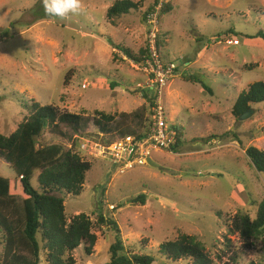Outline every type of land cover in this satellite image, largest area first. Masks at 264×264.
Wrapping results in <instances>:
<instances>
[{
    "label": "rangeland",
    "instance_id": "374dc122",
    "mask_svg": "<svg viewBox=\"0 0 264 264\" xmlns=\"http://www.w3.org/2000/svg\"><path fill=\"white\" fill-rule=\"evenodd\" d=\"M114 1L80 0L79 10L58 17L45 12V0H0V132L16 130L30 100L84 116L144 109L146 127L160 102L168 123L184 129L177 150L153 151L156 166L121 173L108 159L87 158L75 148L92 167L81 194L65 198L67 217L85 213L95 222L102 214L117 221L125 248L154 254L155 264L192 263L156 256L159 243L181 233L196 236L213 264H234V252L235 264H264V242L245 248L228 228L240 208L254 217L256 201L264 199V177L245 153L249 146L264 151V103L252 104L245 119L232 114L238 94L264 81V40L253 37L264 33V0H170L156 33L161 59L176 67L154 102L149 98L157 85L142 71L143 62L124 52L138 56L148 43L153 25L144 13L154 0H132L137 9L109 19ZM102 137L112 140L89 122L74 141ZM0 176H13L3 159ZM140 194L145 204L133 200ZM94 232L93 253L81 245L74 251L77 264L109 260L114 230L104 225Z\"/></svg>",
    "mask_w": 264,
    "mask_h": 264
},
{
    "label": "trees",
    "instance_id": "16d2710c",
    "mask_svg": "<svg viewBox=\"0 0 264 264\" xmlns=\"http://www.w3.org/2000/svg\"><path fill=\"white\" fill-rule=\"evenodd\" d=\"M157 2L158 0H154L145 11L146 20L155 11ZM170 6L168 2L160 9L158 24ZM137 8L138 2L115 0L106 14L112 19ZM253 37L264 40V33L258 31ZM156 46L160 54L158 35ZM124 52L140 63L150 57L148 43L140 49L138 56L128 49ZM185 78L198 82L203 91L212 93L195 76L188 75ZM110 85L113 87L116 84ZM142 95L147 96V93ZM156 97L157 90L149 99L154 102ZM261 103H264V81L259 80L250 83L238 94L232 106V114L239 118L252 104ZM24 106L28 109V115L16 130L9 135L0 132V159L5 160L13 172L12 177L0 176V264H77L74 251L82 245L87 255L92 254L97 242L94 229L104 225L115 232L114 241L108 249L109 260L104 264H155L154 254L125 248L117 221L106 220L102 214H98L94 222L85 213L76 214L69 219L64 204L67 196L81 194L87 172L92 167V163L84 160L74 150V136L85 134L89 122L103 136L112 139L104 140L102 137V142L112 143L125 135L140 136L146 131V126L143 125L145 110L119 114L96 110L92 116H84L32 100L30 103L25 102ZM171 127L176 131V140L171 150L176 151L182 143L184 129L173 124ZM68 142L72 143L71 147ZM245 153L257 172L264 177V151L249 146ZM145 198V194H140L133 200L145 204ZM220 215L219 213V217ZM228 221L229 231L238 234L243 247L252 248L256 239L264 242V199L256 201L254 217L240 208ZM227 242L230 243V240L227 239ZM141 249L143 251L144 248ZM156 256L165 257L172 262L187 259L191 264L214 263L204 244L196 236L184 233L175 239L159 243ZM230 258L234 264L238 262L236 252ZM247 264L259 263L252 259Z\"/></svg>",
    "mask_w": 264,
    "mask_h": 264
},
{
    "label": "built area",
    "instance_id": "2783aa9c",
    "mask_svg": "<svg viewBox=\"0 0 264 264\" xmlns=\"http://www.w3.org/2000/svg\"><path fill=\"white\" fill-rule=\"evenodd\" d=\"M169 1L158 0L155 11L148 17V21L153 25L148 41L150 57L142 63V71L148 75L151 82L157 85L158 93L176 67L173 62H163L156 46L157 15L162 6ZM175 137L176 131L168 123L163 105L155 102L150 109L146 131L142 135H125L112 143L80 138L77 140L76 148L87 158L108 159L118 172L125 173L137 166L148 164V158L152 159L153 151L171 150Z\"/></svg>",
    "mask_w": 264,
    "mask_h": 264
},
{
    "label": "clouds",
    "instance_id": "9594fccd",
    "mask_svg": "<svg viewBox=\"0 0 264 264\" xmlns=\"http://www.w3.org/2000/svg\"><path fill=\"white\" fill-rule=\"evenodd\" d=\"M45 12L49 15L64 17L80 8V0H45Z\"/></svg>",
    "mask_w": 264,
    "mask_h": 264
},
{
    "label": "water",
    "instance_id": "95a60500",
    "mask_svg": "<svg viewBox=\"0 0 264 264\" xmlns=\"http://www.w3.org/2000/svg\"><path fill=\"white\" fill-rule=\"evenodd\" d=\"M252 112H253V109L250 108V109L246 110V111L240 116V118H241V119H245V118L249 117V116L252 114ZM148 164H149V165H154V166H156V164L152 161L151 158H148Z\"/></svg>",
    "mask_w": 264,
    "mask_h": 264
}]
</instances>
